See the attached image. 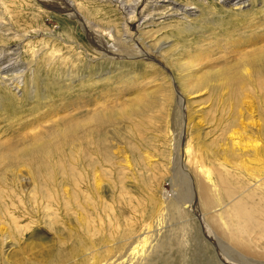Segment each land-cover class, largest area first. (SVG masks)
<instances>
[{
	"label": "rangeland",
	"instance_id": "rangeland-1",
	"mask_svg": "<svg viewBox=\"0 0 264 264\" xmlns=\"http://www.w3.org/2000/svg\"><path fill=\"white\" fill-rule=\"evenodd\" d=\"M60 1L0 0V264H223L188 177L226 244L237 205L264 217V0H69L121 54Z\"/></svg>",
	"mask_w": 264,
	"mask_h": 264
},
{
	"label": "bare ground",
	"instance_id": "bare-ground-1",
	"mask_svg": "<svg viewBox=\"0 0 264 264\" xmlns=\"http://www.w3.org/2000/svg\"><path fill=\"white\" fill-rule=\"evenodd\" d=\"M168 1H170V0H168ZM155 2H157V1H155ZM243 3H245V1H243ZM58 4H60L61 7H62V9L65 10L69 15H71L73 17L75 16V17H77L79 19V21L82 23L84 29L86 30V33H88L90 36H94L95 39L93 40V42L94 41L96 42V44H94L95 47L98 45L97 47L99 49L105 51L106 53L109 52L110 54H114V53L121 54V53H123V50L120 51L116 47V45H118L117 43H113V45L112 44L110 45V43L108 41L106 42L105 40L102 39L101 33L98 32V29H96L97 30L96 31L94 28L93 29L91 28V27H94V25L92 26L91 24H88L89 22H87L86 19H83V17L80 16V14H78L75 11L74 4H73L72 1H69V0H61ZM60 5H58V6H60ZM123 6H124V8L131 7L130 4H128V6H127L126 3H124ZM192 8H193V6H190L189 8H183L182 7V9L181 8L180 9H181V11L182 10H185L187 12V10H191ZM191 11H189V13H191ZM177 30L179 31V29H177ZM112 36H114V35L112 34ZM247 37H249V36H247ZM120 41H122L124 43H127V41H125V40L124 41L123 40H120ZM238 42L239 41L236 40V41H234L232 43L233 44V49L234 48L235 49L236 48H239L238 47ZM135 44H136V47L138 48V49L136 48V51L137 52H139L142 49L144 50V48L142 47V44L141 43L138 42V43H135ZM170 48H172V46ZM136 51H135V53H136ZM201 51L202 50H200V52L198 54H200ZM145 53H146V51H145ZM148 55L151 56L150 54H148ZM246 56H247L246 61L252 65L250 67H253L256 71H258V66L259 65H257V64L253 65L252 64V61H251L252 60L251 59L252 56L251 55H248V54ZM47 59H48V57H47ZM186 59H187V57L184 56L180 60V64L183 65L185 63V60ZM257 60L259 61V60H264V59L263 58L262 59L259 58ZM247 70H248V68L245 69V71H247ZM219 74H224V76H225L224 83H227V84H231L232 81L236 79L235 76L230 75L226 71H221V72H219ZM35 75H36V73H35ZM136 75H137V73H135V75H132V73H131V75L129 76V78H127L125 80L133 79L134 77H136ZM224 76H222V77H224ZM76 78H77V80L76 79L75 80H72V77L71 78L68 77L67 78V81H69V83H75L77 81H83L86 77H76ZM107 78H108V81H109L110 78L109 77H107ZM205 78H207V77L204 76L202 78V80L205 81ZM87 79L90 80V83H93L94 84V82L95 81H99L100 78L99 79L98 78H94V76H91L90 75L89 77H87ZM207 79H209V78H207ZM18 83L19 82H17L15 84V87L16 88H19L20 87L18 85ZM24 90H26V89L24 88ZM182 100H183V97H182L181 93H179V101L181 102V104H182ZM35 124H37V123H35ZM39 125H41V124H39ZM37 126H38V124H37ZM34 129L36 130V127H34L33 130ZM45 144H46V142H44V141L41 142V144L38 141H36V143L34 145V149H43V148H45ZM32 148L26 149L25 154L26 153H29ZM191 149H192L191 147L186 148L187 153L190 155V157L192 156V154H196L197 155L194 158L195 163L197 164V160H198L197 157H202L203 155H201L198 152L194 153V149H192V151H191ZM180 154H182V153H180ZM182 164H183V162H182ZM200 166H201V168H204L205 163L202 164V165H200ZM183 168H184V166H183ZM185 172H187V171H185ZM218 172H220L219 173V177H221L222 183H224L226 185V182H227L226 181V177L222 175V172L220 170ZM202 173L203 174H199L198 184H199L200 190L202 191L201 192V197L204 200V204H208L212 199L209 196L210 183H208L209 181H208V179L206 178L205 175H211L210 169H206ZM188 179H189V187H190L191 193H189L190 194V199H189V201L187 203V206L190 207L192 210H194L195 211V215H197V218L201 220L200 223H201V226H203L204 234H205V236L208 239H210L213 242L214 247L216 248V252H217V255H218L220 261H222L223 264H264V217L261 218L259 215L258 216L257 215H255V216L250 215L249 214L251 212L250 211V208L246 209L244 203H240V205H237V207H240V210H238L237 211V214H236V216L239 218V220H238L237 223L243 222V224L245 225V227L238 226V224L236 226L235 225H231L232 226V227H230L231 230L228 232V235H229V239L228 240L231 243H233V246L232 245L230 246V244H226L227 242L225 243L224 241H221L222 240V237H223L222 234L225 233L224 231H221V230H225V229L223 228V229L220 230V228L217 226V232H216L213 229V227L209 225L208 221L206 219H204L205 218V214L204 213L202 214V212L200 211V208H199L198 203H197V200H196L197 199V191L194 190L195 187H194V184H193L191 178L188 177ZM260 180H263V178H260ZM263 184H264V180H263ZM101 185H102V180L99 177V175H97V179H96V187H97V189H99L101 187ZM226 186H228V185H226ZM225 189H227V188H225ZM231 191H235V189L234 190H231ZM262 207H264V206H262ZM13 210H11L9 208L2 209L1 212H0V221L3 220V218H5L4 215H9V216H11L13 218V221H14L15 225L18 227V218L19 217L16 215V213H14ZM263 210H264V208H263ZM253 213H255V212H253ZM250 217H252V221L251 222L248 221V218H250ZM0 223L3 224L2 226H0V236H1V240H3V242H5V241H7L11 237V234L13 233V231H12V229L9 230L8 223H6L5 219L2 222H0ZM250 225H252V226H250ZM234 227H236V229ZM10 228H11V226H10ZM236 234H239L238 237H235ZM148 237H149V235L147 236V239H148ZM145 238L143 239L144 241L146 240ZM261 240H263V241H261ZM246 251H249V252H246ZM231 255H234L235 257L237 256V259L232 258Z\"/></svg>",
	"mask_w": 264,
	"mask_h": 264
}]
</instances>
